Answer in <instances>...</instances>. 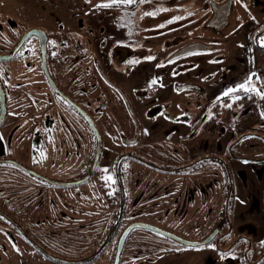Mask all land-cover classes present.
Returning a JSON list of instances; mask_svg holds the SVG:
<instances>
[{
  "label": "rangeland",
  "instance_id": "1",
  "mask_svg": "<svg viewBox=\"0 0 264 264\" xmlns=\"http://www.w3.org/2000/svg\"><path fill=\"white\" fill-rule=\"evenodd\" d=\"M97 4L0 0V53L25 30L45 29L51 75L90 111L101 133L95 174L83 183L51 184L6 160L68 181L89 168L94 153L89 126L44 82L32 36L25 53L0 61L10 70L6 77H16L6 86L8 115L0 125V208L53 256L81 260L98 246L113 218L104 190L113 179L103 178L113 177L115 160L123 155L121 226L99 255L66 263L38 254L0 214V264H111L118 232L132 221L189 240L203 239L218 224L221 229L207 244L186 246L134 228L120 264H264V97L238 103L232 127L223 119L225 104L211 109L209 103L250 76L264 90V67L253 64L251 53L264 36V0ZM45 113L53 126L42 140L34 130L46 127L38 120Z\"/></svg>",
  "mask_w": 264,
  "mask_h": 264
},
{
  "label": "water",
  "instance_id": "2",
  "mask_svg": "<svg viewBox=\"0 0 264 264\" xmlns=\"http://www.w3.org/2000/svg\"><path fill=\"white\" fill-rule=\"evenodd\" d=\"M32 36L37 38V40L39 42L41 69H42L43 75H44L49 87L60 99L67 102V104H69L85 120V122L87 123V125L89 126V128L91 129V131L94 135V141H95L94 153H93V157H92L91 164H90L89 168L82 175H80V177L78 179L68 180V181H58V180L50 179L49 177H47L41 173H37L32 168L24 166L23 164H21L20 162H18L16 160H12V159H6V160L15 163L16 165L23 168L27 172H30V173L38 176L39 178H41V179H43V180H45L51 184L75 185V184L83 183L86 180H88L94 174V172L97 168L100 153H101V133H100L99 128L95 124L94 120L92 119V117L78 103H76L72 98H70L57 85L53 76L51 75V72L49 71V68L47 65V48H48L47 43H48L49 38H48V34H47L46 30L43 28H29V29L25 30L21 34V36L18 38V40L14 44V46L8 52L0 53V60H7V59L12 58L15 55V53H17V51L20 50V48L23 46L25 41ZM5 113H6L5 96H4L2 86L0 84V123L4 119ZM121 157H122V155H120L116 159V162L114 164L115 167L118 165V162L120 161ZM114 171H116V168L114 169ZM123 208H124V206L121 203L116 220L112 224L108 233L104 236L103 240L99 243V245L95 248V250H93V252L89 256L82 258L81 260H65V259L53 256L48 251H46L45 249L40 247L39 249H40L41 253L46 255L49 258L57 259L59 261H63L66 263L85 262V261H88V260L96 257L104 249V247L107 245V243L109 242V240L113 236V234H114V232H115V230L119 224L121 216L123 214ZM0 214L3 215L5 218L9 219V221L11 223L16 224L20 227V225L11 217V215H9L6 211L2 210L1 208H0ZM134 228H144V229L159 232L161 234H164L168 237L173 238L176 241L181 242L183 245H186V246H200V245H204V244L209 243L219 234V231L221 229V224H218V226H216L203 239H201V240H189V239H186V238H184V237H182L176 233H173L167 229H163L159 226H156V225H153V224H150L147 222H143V221H132V222L126 224L118 234L111 264H120L121 253L123 251L125 241H126L127 237L129 236L130 232Z\"/></svg>",
  "mask_w": 264,
  "mask_h": 264
},
{
  "label": "trees",
  "instance_id": "3",
  "mask_svg": "<svg viewBox=\"0 0 264 264\" xmlns=\"http://www.w3.org/2000/svg\"><path fill=\"white\" fill-rule=\"evenodd\" d=\"M30 39V38H29ZM27 39V40H29ZM26 40V41H27ZM26 51L25 50H22L20 53H25ZM47 52H48V48H47ZM255 57H256V61L257 62H262L264 61V48L263 47H258V46H255ZM83 97H87V96H90L91 98V93L90 92H81ZM238 99L233 101L231 99V94L227 95V96H221L220 98H218L216 100V102L213 104L212 108L215 109V108H218L220 106L221 103H224L225 106L222 107V109H224V115H223V119L224 120H232L231 117H232V114L233 112L235 111L236 107H237V104L240 103V104H253V102L256 100L257 98V93L255 92H251V91H245L243 89H240V90H237L235 93H234ZM62 100V99H61ZM63 101V100H62ZM64 102V101H63ZM229 105H231V107H229ZM262 105H264V101L262 102ZM264 107V106H263ZM219 113V112H218ZM217 114V113H216ZM42 117V116H41ZM211 118H213L211 116ZM68 124V123H67ZM264 127V126H263ZM123 158V155L122 157L120 158V160ZM204 158H199L197 159L196 161H201L203 160ZM116 162V160H115ZM196 163V162H195ZM194 163V164H195ZM120 164V161L118 162V165L115 167L113 166V169L116 168V171L113 172V181H112V184L109 185V188L111 189H108V187H104V190H105V194H106V197L109 198V201H110V205L111 207L114 208V213H113V218L111 219L110 221V224L105 232V234H103L102 238L99 240V243L103 240L104 236L108 233L109 229L111 228L112 224L114 223V221L116 220L117 216H118V212H119V208H120V204L122 203L123 206H125V188L123 187V184H122V180H121V175L120 174V170H119V165ZM95 174V173H94ZM93 174V175H94ZM120 178V179H119ZM230 200V197L228 199V202ZM3 210V209H2ZM5 211V210H4ZM124 211V210H123ZM7 212V211H6ZM8 213V212H7ZM225 213H226V209H225ZM9 214V213H8ZM228 218V217H226ZM122 219H123V214L121 216V219L119 221V224L113 234V236L111 237V239L109 240V242L107 244H109L111 242V240L114 238V236L116 235L119 227L121 226V222H122ZM123 228V226H122ZM121 228V229H122ZM120 229V230H121ZM119 230V231H120ZM119 233V232H118ZM130 235V234H129ZM117 237V236H116ZM129 237V236H128ZM243 237L240 236V239H242ZM117 239V238H116ZM126 242V241H125ZM98 243V245H99ZM115 245H116V240L114 242V249H115ZM107 246V245H106ZM105 246V247H106ZM125 246V244H124ZM104 247V248H105ZM124 249V247H123ZM95 250V249H94ZM114 251V250H113ZM221 252H224L225 250H220ZM123 252V251H122ZM101 253V252H100ZM99 253V254H100ZM98 254V255H99ZM114 254V253H113ZM122 255V253H121ZM113 256V255H112ZM260 256V255H259ZM258 256V257H259ZM264 257V255L262 256ZM244 258V257H243ZM245 258L249 261L250 259L246 257L245 255ZM259 258L255 259V261L253 262H256L258 261Z\"/></svg>",
  "mask_w": 264,
  "mask_h": 264
},
{
  "label": "flooded vegetation",
  "instance_id": "4",
  "mask_svg": "<svg viewBox=\"0 0 264 264\" xmlns=\"http://www.w3.org/2000/svg\"><path fill=\"white\" fill-rule=\"evenodd\" d=\"M18 40V39H17ZM17 40L15 41V43L17 42ZM36 41H37V43H39L38 42V40H37V38H36ZM14 43V44H15ZM27 43V41H25V43L23 44V46L20 48V50H18L17 51V53H15V55L12 57V58H15V57H18L19 55H21L22 53H20L23 49H24V46H25V44ZM14 44L11 46V48L14 46ZM39 45V44H38ZM10 48V49H11ZM10 49H8V50H6L4 53H6V52H8ZM38 49H39V46H38ZM47 57H48V54H47ZM11 59V58H10ZM7 60H9V59H7ZM0 61H6V60H0ZM41 63V62H40ZM8 71H10L9 69H2L1 67H0V84H1V86H2V89H3V92H4V96H5V104H6V113H5V117H4V119H3V121L0 123V125L6 120V118H7V115H8V95H7V90H6V86L8 85V84H11V83H13L14 81H16V77H12V78H8V77H6L7 76V74H8ZM2 73V74H1ZM55 80V79H54ZM44 82L46 83L47 81H46V79H45V77H44ZM56 82V81H55ZM57 83V82H56ZM46 85H47V83H46ZM58 85V84H57ZM61 89H62V87H61V85H58ZM68 87H70V86H68ZM50 88V87H49ZM51 90V89H50ZM62 90H64V89H62ZM52 91V90H51ZM70 97V96H69ZM96 98V97H95ZM64 101V100H63ZM65 102V101H64ZM66 104H67V102H65ZM77 103V102H76ZM68 105V104H67ZM80 105V104H79ZM69 106V105H68ZM81 106V105H80ZM90 116H91V113H90V111H88V109H86V107H83V106H81ZM69 108V110H71L73 113H76V115L78 116V118L80 119V120H82L84 123H86L85 122V120L75 111V110H73V108L71 107V106H69L68 107ZM37 115V114H36ZM45 117V118H44ZM47 117V114L45 113V115L43 116V117H40V118H38V120H39V122L41 121H45V126L46 127H44V128H38V127H36L35 128V130L34 131H36V129L38 130V132H37V135L40 137V139H42V140H45V139H47V138H49L50 137V130L52 129V122L49 120H47L48 118H46ZM92 117V116H91ZM93 119V118H92ZM51 123V124H50ZM86 125H87V123H86ZM88 126V125H87ZM44 146H45V144H44ZM45 149V148H44ZM10 215V214H9ZM12 217V216H11ZM17 222V221H16ZM19 225H20V223L19 222H17ZM13 226H15L16 228H17V230L20 232V238L23 240V237L22 236H24V237H26L25 239H26V244L29 246V247H32L33 246V244H35V246H36V249H37V253L38 254H42L41 253V251H40V247H42L43 249H47V247L46 246H44L43 244H41L40 242H38L37 240H36V238L34 237V236H32L29 232H28V230H26L25 228H23L21 225H20V227L18 226V225H16V224H13V223H11ZM16 240V239H15ZM14 240V241H15ZM16 242V241H15ZM18 243H22V242H18ZM34 247V246H33ZM32 247V248H33ZM42 255H44V254H42ZM39 256V255H38Z\"/></svg>",
  "mask_w": 264,
  "mask_h": 264
},
{
  "label": "snow or ice",
  "instance_id": "5",
  "mask_svg": "<svg viewBox=\"0 0 264 264\" xmlns=\"http://www.w3.org/2000/svg\"><path fill=\"white\" fill-rule=\"evenodd\" d=\"M134 2H135V0H98V4L94 5V7H99L101 5L104 7H111V6L123 5V4H129L130 5V4H133ZM177 7H179V6H177ZM151 14L155 15L156 12L153 11ZM127 15L131 16L132 13L128 12ZM178 19H180L179 16L170 17V20H178ZM130 23H131V21H130ZM52 43H55V41H52ZM259 43L261 45H264V36L259 37ZM153 58L154 57H152V56L147 57V59H149V60H151ZM155 79L156 78L154 77L153 80H155ZM240 89H243L245 91L255 92L260 97H264V90H261L260 88H258L256 86V84L252 83L251 76L249 78L243 80L242 82L236 83L234 86H230V87L226 88L223 92L220 93V95L221 96H227V95L231 94V99L233 101H235L238 99V97L234 93ZM229 107H231V105H229ZM262 115H264V113H262ZM103 179H114V178L113 177H104Z\"/></svg>",
  "mask_w": 264,
  "mask_h": 264
},
{
  "label": "crops",
  "instance_id": "6",
  "mask_svg": "<svg viewBox=\"0 0 264 264\" xmlns=\"http://www.w3.org/2000/svg\"><path fill=\"white\" fill-rule=\"evenodd\" d=\"M139 2V0H135V2L133 3V4H130V5H136L137 3ZM224 2L222 1L221 3H218V4H214L213 6H216V5H222ZM116 6H123V5H116ZM116 6H114V7H116ZM128 6H129V4H128ZM205 7H208V8H210L209 7V5H208V1L207 2H205ZM261 33H264V30L263 31H261L259 34H261ZM254 45V46H253ZM252 45V47H251V53H252V56H253V64L255 63V65H256V67L259 69V67H264V61H262V62H257L256 61V57H255V46H257V44L256 43H254ZM261 47H263L264 48V45H261ZM263 71V70H262ZM221 97V95H219L218 97H214L215 99H213V100H211L209 103H211V109H212V106H213V104L216 102V100L218 99V98H220ZM211 119V118H210ZM227 122H229L228 123V126H230V127H232L234 124H236V119H233V121L232 120H227ZM194 123V122H193ZM209 126V123H208V121H205V124H204V129H206L207 127ZM191 130L192 129H190V133H191ZM0 142H2L1 141V139H0ZM1 144V143H0ZM2 148H0V150H1Z\"/></svg>",
  "mask_w": 264,
  "mask_h": 264
}]
</instances>
